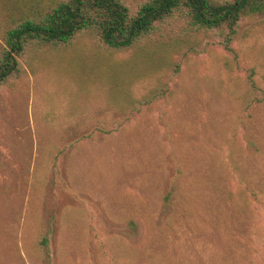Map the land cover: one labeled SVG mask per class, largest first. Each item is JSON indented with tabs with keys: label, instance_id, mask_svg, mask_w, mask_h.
Instances as JSON below:
<instances>
[{
	"label": "rangeland",
	"instance_id": "rangeland-1",
	"mask_svg": "<svg viewBox=\"0 0 264 264\" xmlns=\"http://www.w3.org/2000/svg\"><path fill=\"white\" fill-rule=\"evenodd\" d=\"M37 1L0 0V52ZM222 39L181 21L151 42L163 60L86 35L20 59L0 85V264H264V11L235 54Z\"/></svg>",
	"mask_w": 264,
	"mask_h": 264
},
{
	"label": "trees",
	"instance_id": "trees-1",
	"mask_svg": "<svg viewBox=\"0 0 264 264\" xmlns=\"http://www.w3.org/2000/svg\"><path fill=\"white\" fill-rule=\"evenodd\" d=\"M263 11L264 0H146L136 9L123 0H38L30 15L6 30L0 52V85L19 70L20 59L27 52L46 46L61 51L58 48L84 35L97 39L107 49L131 50L163 60L168 57L167 49L153 47L151 42L163 26L181 21L196 30L220 32L223 47L235 54L233 42L239 22ZM179 69L177 62L174 74ZM253 75L254 71L248 75L250 93L255 100L264 101V89ZM166 90V84L156 86L136 101V108L164 97ZM48 243L44 235L41 244L47 248Z\"/></svg>",
	"mask_w": 264,
	"mask_h": 264
}]
</instances>
